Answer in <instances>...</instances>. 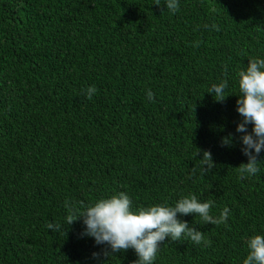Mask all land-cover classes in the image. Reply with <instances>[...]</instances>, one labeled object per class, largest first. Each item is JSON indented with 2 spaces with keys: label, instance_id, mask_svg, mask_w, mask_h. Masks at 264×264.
Returning a JSON list of instances; mask_svg holds the SVG:
<instances>
[{
  "label": "trees",
  "instance_id": "16d2710c",
  "mask_svg": "<svg viewBox=\"0 0 264 264\" xmlns=\"http://www.w3.org/2000/svg\"><path fill=\"white\" fill-rule=\"evenodd\" d=\"M153 2L0 0V264H132L134 250L105 255L82 219L65 222L66 200L121 191L133 211L190 194L230 210L219 226L180 216L210 243L166 239L153 264H243L264 235V150L240 178L236 132V73L264 59V0ZM199 149L216 164L206 174L193 173Z\"/></svg>",
  "mask_w": 264,
  "mask_h": 264
},
{
  "label": "clouds",
  "instance_id": "9594fccd",
  "mask_svg": "<svg viewBox=\"0 0 264 264\" xmlns=\"http://www.w3.org/2000/svg\"><path fill=\"white\" fill-rule=\"evenodd\" d=\"M153 3L159 6L161 0H154ZM164 4L170 13L179 10V0H164ZM204 27L207 28L208 25ZM211 28L219 30L215 23ZM236 75L240 92L237 95L236 110L241 117L237 122L236 132L241 134V151L248 158L247 163L238 165L237 171L240 178H247L259 171L258 157L264 150V59H249L246 68L239 70ZM227 86V80L213 83L208 93L217 102H223L229 95L225 93ZM96 92L94 85L85 90L88 99H92ZM146 95L150 100L154 98L151 90ZM233 142L231 133L221 140L225 146H231ZM195 157H199V163L193 168V173L198 169L201 174H206L216 166L210 150L199 149ZM214 203L212 200L200 202L196 195L190 194L179 198L174 206L155 204L133 211L131 198L121 191L90 205H77L66 200L65 222L69 229L73 222L82 219L85 228L81 235L94 238L98 245H106L105 255L132 249L137 256L132 264H153L161 243L166 239L209 244L210 241L205 239L201 231L179 217L193 214L200 218L201 224L227 225L230 210L225 207L218 216H214L211 214ZM46 227L58 232L62 226L56 222L48 223ZM247 248L248 254L243 264H264V235L257 234L249 238ZM99 255L93 253L94 257Z\"/></svg>",
  "mask_w": 264,
  "mask_h": 264
}]
</instances>
